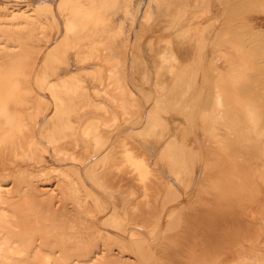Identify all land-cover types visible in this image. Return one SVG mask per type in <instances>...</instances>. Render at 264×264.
Segmentation results:
<instances>
[{"label":"rangeland","instance_id":"1","mask_svg":"<svg viewBox=\"0 0 264 264\" xmlns=\"http://www.w3.org/2000/svg\"><path fill=\"white\" fill-rule=\"evenodd\" d=\"M262 107L264 0H0V264H264Z\"/></svg>","mask_w":264,"mask_h":264},{"label":"bare ground","instance_id":"2","mask_svg":"<svg viewBox=\"0 0 264 264\" xmlns=\"http://www.w3.org/2000/svg\"><path fill=\"white\" fill-rule=\"evenodd\" d=\"M224 51H226V50H224ZM244 90H245V88H244ZM244 90H242V91L246 95L247 92H245ZM244 98L245 97H243L242 99H244ZM220 118L222 120L223 117L220 116ZM262 119H264V108L263 107L261 108V110H258L257 112L250 114L249 120H247L245 123H243V125L245 127H242V129H239V130H233V129H230V128L226 129L227 140L225 142H223L222 145L220 144L217 147L218 150H216V148H214L215 151L211 152L212 155H213V158L211 157L210 160L212 162H214V160L224 161V160H228L230 158H241L242 154L235 153V150H234L235 146H237L238 149L240 151H242L245 155L258 154V156H263V154H264V135H260L262 133V131L264 130V124H263V120ZM222 124L227 126L226 123L224 122V120H222ZM19 126H20L19 130H20V132H22V129H24L25 126H23V125H19ZM224 131H225V129H224ZM232 133H233V136H231ZM218 136H220V135H218ZM218 136H216V137H218ZM230 141H232V142H230ZM231 143H233V145H231ZM16 148H17V145L12 146L10 148V150H14V149L16 150ZM226 153H228V154H226ZM209 164H211V163L209 162ZM212 179L213 178H211V180ZM219 182H220L219 178H214V180L211 182V184L213 186V188H212L213 192H221L223 190L226 191L228 189L227 186L221 185ZM221 195H224V194L211 195V201L213 203H215V201L218 202V199H220ZM225 195L232 197L233 200L235 199L234 202L236 203L237 208L240 205V203H242V200H244L246 198V193H231V194H225ZM215 218H216V216H215ZM220 223L221 222H219L217 224V226H216L217 227L216 228L217 232L215 233L216 235L211 236V240L209 238L210 242H207L208 238L205 237L204 235H202V234L200 236L197 235L198 236V239H197L198 243L195 246V247H197V249H196L197 250V254H199L200 256L206 258V256H208L209 254H211L212 252H215L216 246H219V244L224 243V241L226 242L225 238L229 237V239H230V237L231 238L233 237L234 239H236L238 241V238L241 235H247L248 230H250V228H247V226L245 224H242L243 223L242 221L233 223L232 227H230V228H228L229 226L226 227L227 225L223 226L222 225L223 223L222 224H220ZM225 224H227V223H225ZM247 225H248V223H247ZM199 229H200V227H199ZM252 229H253V231H255L254 228H252ZM227 233H229V235H227ZM244 238H245V236H244ZM244 238H240V239H244ZM181 242H182V240L180 239L174 245L173 244H169V245L167 244L168 245L167 252L169 254V257L171 259L172 264H183V257L185 256V254H187V253H185L186 252V247H187L186 245L189 246V244H188L186 238H183V244L185 245V246L183 245L184 246V248H183V250H184L183 252L184 253H183L182 252V247L183 246H182ZM202 246H203V250L202 249H198L199 247H202ZM223 247L224 246L222 245V248ZM219 253H220V251H219ZM213 256H214V254H213ZM208 257H210V256H208ZM200 260H203V259H200ZM113 261L118 264V260H116L115 257H114ZM199 262H200V264L202 263L201 261H198L197 263H199ZM208 263H209V261H208Z\"/></svg>","mask_w":264,"mask_h":264}]
</instances>
